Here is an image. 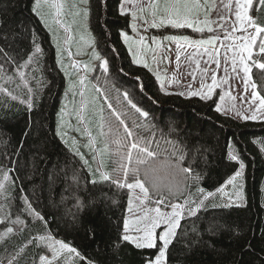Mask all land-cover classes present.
<instances>
[{
    "label": "trees",
    "instance_id": "trees-1",
    "mask_svg": "<svg viewBox=\"0 0 264 264\" xmlns=\"http://www.w3.org/2000/svg\"><path fill=\"white\" fill-rule=\"evenodd\" d=\"M34 3L35 0H0V48L12 55L17 64L27 60L35 45L41 49L36 62L21 69L27 86L11 68L13 82L0 81L18 97L12 100L0 92V182L5 185L0 192V216L9 213V219L19 216L25 221V226L12 225L8 220L0 224V231L8 226L14 228L0 242V260L33 237L50 233L80 253H65L59 264H144L146 257H154L156 249H136L120 239L130 190L110 182L91 183L93 179L84 161L58 134L66 80L50 34L33 11ZM121 3L122 0H89L88 22L102 58L92 81L101 89L104 116H110L107 105L111 103L117 112L127 113L123 118L134 133L150 137L156 132L159 137L162 130L168 139L185 147L188 160L195 156L193 167L201 180L191 188L193 200L201 198L197 187L215 192L239 169L241 162L244 164L242 201L233 197L231 206L224 207L228 199L216 193L205 200L195 215L185 213L167 250V264H264V120H239L217 111L220 89L209 99L180 95L183 88L178 83L163 84L162 89L153 71L143 63H134L124 44L121 32L132 31L131 15H121ZM253 15L264 17V11ZM152 31L192 32L172 28ZM103 60L108 62L107 72L101 67ZM252 79L264 96V72L253 68ZM125 92L149 113L147 121L128 105ZM29 99L31 109L27 103H21ZM111 120L113 125L118 123L115 117ZM133 120L154 127L137 129ZM172 128L174 132H170ZM120 134L124 136L123 128ZM111 147L114 149L115 145ZM167 147L161 140L156 149L157 175L164 182L179 179L169 174L171 149L164 151ZM230 152L238 158L231 160ZM114 159L109 155V173L116 167ZM5 172L9 181H3ZM140 179H144L143 173ZM145 186L151 188L148 181ZM228 188L233 194V187L225 186ZM25 197L44 220L25 210ZM42 252H46L45 246L36 247L33 241L18 264H33Z\"/></svg>",
    "mask_w": 264,
    "mask_h": 264
},
{
    "label": "snow or ice",
    "instance_id": "snow-or-ice-1",
    "mask_svg": "<svg viewBox=\"0 0 264 264\" xmlns=\"http://www.w3.org/2000/svg\"><path fill=\"white\" fill-rule=\"evenodd\" d=\"M67 0H35V7L33 11L37 15L41 16V19L47 23L42 14L44 9H47V15L52 18V22L58 25H64V31H70V25L64 24L60 19L61 16L65 15V6ZM86 3L87 0H81ZM124 3L131 4V9L121 7V15L130 14L133 18V22L130 27L134 32H138L140 27H143L145 31L147 28H163L171 26L174 29L191 28L196 33H203L205 29L209 33H213L214 29L211 27L212 24H217V27L224 31V41H231L230 44L225 45L221 41L219 35H211L207 39H193L186 35H164L161 37H151V43L155 45L153 49L149 44L146 43V38L143 35H139V39L130 41L127 33L121 32V35L125 43H129V51H132V44L141 46L145 51H152L154 54L152 59H157L155 52L163 47V41H169L175 43L178 51L176 54V61L179 62L181 58V52L179 49L182 47L189 46L197 50L203 48L204 54L210 58L213 57V53L209 51L206 45H215L217 41H221L220 47L225 48V67L224 72L227 74L229 66L231 67L232 73L236 76H240L243 73V83L245 93L249 86L252 88L251 100L249 101L250 115H243L242 118L245 120H257L264 119V96H261L257 91V84L252 79V69L256 68L264 72V17L253 15V11L261 12L264 11V0H221L223 7L229 13L228 16L218 14L217 20L214 21L210 18V13L214 8V0H124ZM73 8L76 4L73 3ZM81 12L86 17L87 9H79L75 12H69L67 14L73 16L81 15ZM230 16H234L229 25L230 31L224 28V24L228 23ZM219 21L220 23H217ZM146 26V27H145ZM235 32H240V36H235ZM71 37L66 38V42H69ZM35 45V41L33 40ZM59 49V45H58ZM41 49L38 45H35L34 51L28 55L27 60L23 64H17L15 58L10 55L3 48H0V81L5 83L13 82L14 76L9 74V68L15 73L21 81L27 86L25 80V73L21 71L22 68L28 67L35 63V57L37 53H40ZM227 52H231L230 61L227 57ZM70 54V53H69ZM199 54V53H198ZM93 58L100 60L102 59L99 54L93 50ZM220 55L219 51L216 50V56ZM161 58L167 59L166 56L161 53ZM134 63H143L144 67H149L147 62H144L140 57L139 53L133 55ZM216 64L217 69L220 68L221 61L216 58L213 60ZM58 63H60L58 53ZM197 68H199V61L196 62ZM62 67H64L62 65ZM76 67L75 64L72 65ZM87 67V65H85ZM101 67L105 72L108 71V62L103 60ZM35 70V69H34ZM151 70V69H150ZM205 73L208 71L207 68L203 70ZM68 74L67 72L65 73ZM157 80L161 77L157 73ZM195 79V77H193ZM212 84L208 85L201 83V88L207 89V92L202 91H189V96H199L201 99L211 98L213 88L218 86L220 81L217 79L215 72L211 76ZM227 79L223 83H227ZM78 83L81 87L85 85V78L80 77ZM76 82H70L69 90H74ZM19 87V85H18ZM163 89V83H161ZM97 92L101 89L96 87ZM119 91V90H117ZM0 92L9 96L12 100H17L18 97L13 95L7 88L0 84ZM28 92H32V88H28ZM83 96V92H81ZM124 99L128 105L134 109L135 113L139 114L147 121L149 113L143 111L129 98L128 93H123ZM184 95V93H180ZM107 99V96H105ZM223 99V97H221ZM257 101L259 103H257ZM21 103H27L29 109H31V100L23 101ZM108 109H111L110 116L106 118L103 114V109L100 110V131L99 136L105 137V142L102 148H95L94 145L98 143L95 137H92L89 133L88 143L85 145L90 152L93 153V160L96 158V153H99L101 157L108 153L113 156L114 163L116 165L112 172L100 171L103 167V160L99 162V166L96 169L98 173V180L94 179L90 181L95 184L97 182H110L117 188H127L130 190L139 189L142 195H136L135 201H137L135 208L133 206V197L129 195L127 212L132 214V218L125 217L123 222V231L120 239L123 242H128L136 249H156L154 257H146L144 264H167V250L169 245L177 236V230L181 226V220L184 218L185 213L188 215H195L196 212L204 205L205 200L214 197L216 193H221L223 196L228 197V203H225L224 207L231 206L233 197L236 201H242V191L238 188V178L242 177V170L244 164L241 162L239 169L230 176L224 185H221L215 190V192H206L202 187H197L196 192L200 194L198 200H193L191 188L199 185L201 175L193 167L195 162V156L191 160L187 159L188 152L185 147L178 141L168 139L166 135L160 130V136H156V132H153L150 137H144L138 133H134L129 128L123 115L117 112L111 103L107 105ZM88 110V102L85 100L82 102L80 108L74 109L77 116V121L85 120V113ZM220 111L219 105L216 108ZM65 112V108H61V113ZM237 115H241L237 113ZM111 117H115L118 122L113 125ZM133 126L137 129H148L154 127L148 123H137L133 120ZM123 128L124 136L120 134V129ZM105 129H107L105 131ZM80 129L77 128V131ZM175 129H170V132H174ZM59 134V131H58ZM163 140L164 144L168 147L164 151H168L170 148V160L167 162V168L169 174L174 177H179L174 181L164 182L162 181L157 173L158 166L156 165V159L158 158V151L160 148V141ZM75 145V140H73ZM155 144L156 148H153ZM112 145L115 148L112 149ZM75 155L80 156L81 160L84 161L85 165H88V161L84 160L83 154L78 149H74ZM197 151H199L197 149ZM231 160H236L238 157L229 153ZM187 163V166H185ZM141 173H143L144 179H140ZM75 179V177L73 178ZM131 180V182H129ZM3 181H9L7 172L3 175ZM145 181H148L151 188L145 186ZM231 185L235 190L232 195L225 192V186ZM4 183L0 182V192L4 190ZM182 198V202L181 201ZM26 204V211L30 215H34L37 219L44 220V217L36 212L32 207L31 203L24 198ZM195 205V207H193ZM170 209V210H169ZM2 211V206H0ZM10 214L4 213L0 216V224L6 220L12 225L25 226V221L19 216L15 219H9ZM46 223V221H45ZM22 230V228H21ZM159 230V231H158ZM14 232V228L11 226L5 227L3 231H0V242H3L10 234ZM36 242V247L44 245L46 252L38 254V259H33V264H59V261L65 253L75 254L79 256L80 253L77 249L71 247L68 243L62 240L54 239L53 236L48 233L45 235H38L30 239L27 244L15 248L13 253L5 257L4 260L7 264H18L20 257L23 255L25 248L28 244ZM7 251V249H6ZM83 259V258H82ZM4 260H0V264H4ZM93 264V262H89Z\"/></svg>",
    "mask_w": 264,
    "mask_h": 264
},
{
    "label": "rangeland",
    "instance_id": "rangeland-1",
    "mask_svg": "<svg viewBox=\"0 0 264 264\" xmlns=\"http://www.w3.org/2000/svg\"><path fill=\"white\" fill-rule=\"evenodd\" d=\"M227 2V0H225ZM73 3L76 4V7L73 8ZM35 7V3H34ZM121 7H125L126 9H131V4L124 3V0H122ZM79 9H87V16L85 17L83 13L81 12V15L79 16H73L70 14H67L69 12H75ZM47 9H44L42 14L44 16V19L47 21L45 23L41 16L40 19L42 20L43 24L47 28L52 43L56 50V59L58 63V53H59V59L60 63H58L60 69L62 70L65 80H66V86L64 91V96L62 99V104L60 106L59 115H58V131L59 136L65 141L73 150L78 149L80 153L83 154L84 160H87L89 163L87 166L92 179L98 180V173H96V169L99 166V162L103 160V167L100 168V171H106L107 172V165L109 160V154L105 153L102 157L99 155V153H96V158L93 160V153L89 151L85 145L88 143L89 140V133L92 137H95L98 140V143L94 145L95 148H102L103 144L105 142L104 137L99 136V125L101 123L100 121V110L103 109V100L100 92H97L96 85L92 81V74L98 65L97 59L93 58V50L97 52L95 41L92 35V32L90 30L89 22H88V14H89V0H87L86 3L81 2V0H67L66 6H65V15L61 16L60 19L64 22V24L70 25V31L65 32L64 31V25H58L54 24L52 22V18L47 15ZM253 12H256L255 10ZM130 13V11L128 12ZM218 14L228 16L229 13L227 10L223 7V4L221 3V0H214V8L210 13V18L212 20H217ZM131 15V14H130ZM231 19V20H230ZM230 21L234 20V16H230ZM133 22V18L131 16V23ZM231 23L228 22L226 24V28H229V25ZM146 27V26H145ZM211 27H213L214 32L209 33V35L203 33L195 34L193 29L191 28H182V29H176V30H190L192 32H185V31H178V32H168L166 34H153L157 35V37H161L164 35H186L193 39H207L211 35H217L219 28L217 27V24H212ZM166 28H172L171 26H166L163 28H147V31L144 30L143 27H140L138 29L139 35L145 36L146 43L148 44V39L151 37L150 33H152V30H161ZM174 29V28H172ZM132 30V28H131ZM146 32V33H145ZM127 33V32H125ZM130 41H135L139 39V35L137 32H134L133 30L130 33H127ZM241 34L235 36H240ZM71 37V40L69 42H66L67 37ZM123 38V37H122ZM124 41V39H123ZM151 42V41H149ZM223 43L230 44L228 41H223ZM124 44L127 46L129 51V43ZM59 45V49H58ZM207 46V45H206ZM215 47V50L212 48L209 51L213 53V57L210 58V60L206 61V54H204V51L202 49H195L193 47L184 46L179 51L182 53L180 61L187 66V64L190 62L191 64L200 60V66L198 68L199 72L195 74V79L190 78V82L184 81L177 77L174 73V69L172 72L170 71L171 80H159L161 83L164 84V86H167L171 83H178L182 85L183 93H187L189 91H202L207 92V89L201 88V83H205L208 85L212 84L211 76L215 72L217 75L218 81H220L219 85L213 88L212 93H214L216 90H221L220 100L218 102V105L220 107V111L232 115L233 117L239 119V120H245L242 118L243 115H250V107H255V105L249 104V101L251 100V93L252 88L249 86L247 93H245L244 89V83H243V73L241 72L240 76H236L235 73H232L231 67L229 66L228 73L226 74L224 72L225 67V48H221L219 42L215 45H210ZM142 50L141 46L132 44V51H129L132 59L133 55L136 53H140ZM216 50L219 51L220 55L216 56ZM177 47L175 43L169 42V41H163V47L158 50L159 55L158 61L160 63V68L157 66H150L151 69L156 71L159 75L160 73H164L165 70L170 69L172 63L174 54H177ZM145 54L144 62L149 63L148 55L152 54V51H143ZM195 52L194 54H191ZM70 53V54H69ZM161 53H163L164 56L167 57V59L161 58ZM203 54L204 57L201 59L199 54ZM232 53L227 52V57L230 61ZM220 59L221 63L220 68L217 69L216 64L213 62L214 59ZM75 64L76 67L73 68L72 65ZM62 65L64 67H62ZM87 65V67H85ZM162 68V71H161ZM207 68L208 71L205 73L203 70ZM157 69V70H156ZM219 70V71H218ZM68 73L67 75L65 73ZM160 72V73H159ZM80 77L85 78V85L81 87L78 83V80ZM227 79V83H223V81ZM194 80V81H193ZM70 82H76V86L74 90H69V84ZM81 92H83V96L81 95ZM223 97V99H221ZM88 102V110L85 113V120L84 121H77L76 112L74 109L80 108L83 101ZM257 103H259L257 101ZM65 108V112L61 113V108ZM237 113H240L241 115H237ZM264 119H257L255 121H261ZM77 128L80 130L77 131ZM73 140H75V145H73ZM243 178V170H242V177L238 178V188L240 191L244 190L245 183L242 180ZM227 186V185H226ZM231 186V185H230ZM225 192L229 193V188L225 189ZM131 196L133 197V206L135 208V205L137 201H135L136 195H142L140 193L139 189L131 190L130 192ZM229 195H232L229 193ZM224 198H227L226 196H223ZM170 210V209H169ZM127 217L132 218V214L127 212ZM159 231V230H158Z\"/></svg>",
    "mask_w": 264,
    "mask_h": 264
},
{
    "label": "crops",
    "instance_id": "crops-1",
    "mask_svg": "<svg viewBox=\"0 0 264 264\" xmlns=\"http://www.w3.org/2000/svg\"><path fill=\"white\" fill-rule=\"evenodd\" d=\"M231 20V19H230ZM228 21V22H230L231 23V21ZM214 21H216V20H214ZM217 23H220L219 21H217ZM226 24L227 23H225L224 24V28L225 29H228V28H226ZM229 31H230V29H228ZM216 32H218V34L217 35H219L220 37H221V41L223 42L224 40H223V37H224V31L223 30H221L220 28L218 29V30H216ZM146 33V32H145ZM204 33L205 34H207V35H209V32L207 31V29H205V31H204ZM154 34V32L152 31V33H150V35H151V37H153V36H156L157 37V35H153ZM235 34H237V35H239V34H241L240 32H235L234 33V35ZM143 35V34H142ZM151 37H149V39H148V44L153 48V49H155V45L154 44H152L151 42H149V41H151ZM221 41H218L219 42V44L221 43ZM229 43H230V41H228ZM226 45H228V44H226ZM205 47H207L209 50L210 49H212L213 48V46H210V45H207V46H205ZM220 46H218V48H219ZM142 48V47H141ZM202 50H203V48H201ZM214 50H215V47L213 48ZM144 49L142 48V50H141V52L139 53V55H140V57L142 58V60L144 61V58H145V56H144ZM157 51V53H158V50H156ZM156 52H155V55H156V57H157V59L154 61L153 59H152V56H153V54L154 53H152V54H149V53H147V55H148V60H146V61H149V63H147L148 65H149V69H151V67L150 66H157V69H158V67L160 66V63H159V61H158V57H159V55L157 54ZM195 52H193V53H191V54H194ZM200 55V58L202 59L203 57H204V55L203 54H199ZM210 60V57L208 56V55H206V61L208 62ZM173 63H172V65L171 66H168V67H171L170 69H167V70H165V72L164 73H160L161 75H160V77H161V80H165V81H167V80H171V75H170V71L172 72V70L174 69V73H175V75L177 76V77H179L180 79H182V80H184V81H187V82H190L192 79H193V77H195V74L196 73H198L199 72V70H198V68H197V64H196V62H194V63H188L187 64V66H185V64L184 63H182L181 61H179V62H177L176 61V54H174V58H173ZM199 61V66H200V60H198ZM222 64V63H221ZM160 68V67H159ZM156 69V70H157ZM151 71H153V73L156 75L157 73H156V71H154L153 69H151ZM161 71H162V68H161ZM219 71V70H218ZM190 78H192L191 80H190ZM194 80H196V79H194ZM193 80V81H194Z\"/></svg>",
    "mask_w": 264,
    "mask_h": 264
}]
</instances>
